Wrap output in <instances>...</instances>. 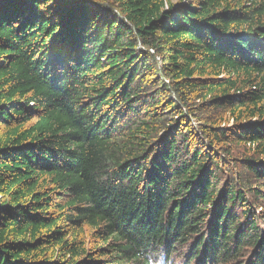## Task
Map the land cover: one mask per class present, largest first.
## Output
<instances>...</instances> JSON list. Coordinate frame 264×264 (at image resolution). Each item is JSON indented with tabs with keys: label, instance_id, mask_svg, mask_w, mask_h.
Masks as SVG:
<instances>
[{
	"label": "trees",
	"instance_id": "obj_1",
	"mask_svg": "<svg viewBox=\"0 0 264 264\" xmlns=\"http://www.w3.org/2000/svg\"><path fill=\"white\" fill-rule=\"evenodd\" d=\"M180 262L264 264V0H0V264Z\"/></svg>",
	"mask_w": 264,
	"mask_h": 264
},
{
	"label": "rangeland",
	"instance_id": "obj_2",
	"mask_svg": "<svg viewBox=\"0 0 264 264\" xmlns=\"http://www.w3.org/2000/svg\"><path fill=\"white\" fill-rule=\"evenodd\" d=\"M194 124H198V122L196 123V122H194ZM193 124V125H194ZM194 126H197V125H194ZM179 262V261H178ZM179 264H185L184 262H180Z\"/></svg>",
	"mask_w": 264,
	"mask_h": 264
}]
</instances>
